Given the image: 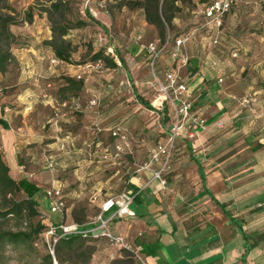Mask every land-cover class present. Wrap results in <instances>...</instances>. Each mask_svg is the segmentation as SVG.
Wrapping results in <instances>:
<instances>
[{
  "label": "rangeland",
  "instance_id": "374dc122",
  "mask_svg": "<svg viewBox=\"0 0 264 264\" xmlns=\"http://www.w3.org/2000/svg\"><path fill=\"white\" fill-rule=\"evenodd\" d=\"M100 1L0 0V15L9 17L13 33L9 45L13 58L0 73V114L7 118L6 129L13 140L27 142L18 143L16 149L24 165L16 180L26 178L39 187L34 196L39 210L35 220L43 221L44 214L50 213L45 189L52 183L62 185L72 219L87 224L96 220L102 202L130 189L132 178L141 175L139 168L149 151L170 135L172 120L160 103L162 93L153 84L156 78L163 81L164 73L176 66L169 52L175 37L196 28L182 49L189 58L187 65L191 68L208 61L212 54L219 57L211 62L219 64L223 79L235 84L237 100L253 98L242 103V108L253 107L254 92L264 85V0H235L214 45L210 44L212 32L202 27L205 0L176 2L172 26L167 29L170 43L153 66L145 46L163 42L155 26L146 21L140 0H106L104 7ZM59 2H63L61 9L54 7ZM76 21L86 25L74 27ZM64 29L67 32L62 35ZM53 37L69 43V62L51 63L57 57L45 41ZM111 47L117 67L91 60L95 51L107 52ZM187 65L182 66L181 77L187 75ZM66 77L81 80L82 88L69 92L64 88ZM138 96L155 110L142 104ZM173 151L163 173L169 184L176 183ZM49 155L58 161L53 172L46 165ZM178 189L175 194L185 198L196 192L195 185L187 181ZM14 197L25 195L20 192ZM50 214L57 221L67 219L66 213L62 217ZM0 227L16 229L17 224L0 216ZM87 245L93 250L86 262H82L84 256L76 260V253L68 251L62 264H113L120 259L141 264L105 239ZM46 253L40 242L6 245L0 252V264H48Z\"/></svg>",
  "mask_w": 264,
  "mask_h": 264
},
{
  "label": "crops",
  "instance_id": "0c3cea01",
  "mask_svg": "<svg viewBox=\"0 0 264 264\" xmlns=\"http://www.w3.org/2000/svg\"><path fill=\"white\" fill-rule=\"evenodd\" d=\"M207 59L187 65L181 77L193 97L192 114L206 127L189 137L185 126L177 138L176 183L163 187L152 171L140 170L128 189L138 194L135 216L110 223L113 233L142 246L149 264H264V85L254 92L253 107L242 108L235 84L211 62L219 57ZM24 142L0 125V155L14 179L24 167L16 151ZM186 181L196 189L190 198L175 194ZM64 213L73 220L67 206Z\"/></svg>",
  "mask_w": 264,
  "mask_h": 264
},
{
  "label": "built area",
  "instance_id": "2783aa9c",
  "mask_svg": "<svg viewBox=\"0 0 264 264\" xmlns=\"http://www.w3.org/2000/svg\"><path fill=\"white\" fill-rule=\"evenodd\" d=\"M91 1L94 0H87V3ZM105 1L101 0L99 6L104 7ZM234 4L235 0H210L203 6L201 10L204 19L202 27H206V29L212 32L210 33L211 45L218 43L220 34L222 33L221 29L225 15L231 10ZM195 32L196 28L172 40L169 52L176 66L168 69L164 73L163 81L156 78L155 84H153L162 93L160 103L163 107L167 108L169 116L171 117L170 135L164 143H158L156 147L149 151L147 160L142 163L139 170L152 171L153 179L157 180L163 187L167 183L163 173L168 166L176 139L181 134L183 127L188 126L189 137H193L197 132L206 127V120L204 118L192 114L193 97L187 84L181 80L180 75L181 67L187 65L189 61L188 56L182 51L183 46ZM169 43V37L166 38L163 44L158 41L147 43L145 48L149 54L152 66L160 58ZM106 53L116 57L112 47ZM59 62L60 60L57 58L51 59V63L58 64ZM251 101H253V98L250 96L242 99V103L246 104ZM91 103L95 104V101ZM62 147L63 145H61ZM116 147L120 149V147ZM155 164L160 165L158 169L153 167ZM46 165L49 171H55L58 166L56 157L49 155L46 159ZM45 195L48 201L49 212L63 214L66 209V203L63 199L61 188L52 184L45 189ZM134 196V192L124 190L117 197L106 199L100 206V214L96 220L87 224H79L67 219L57 221L53 219L50 213H45L46 226L42 233V242L45 244L47 252L52 256L53 264H57L54 256L56 243L61 239L72 236L93 241L105 239L115 247L129 252L137 262L148 264L142 246L134 245L124 235L115 234L110 229V223L115 218L135 216V212L131 207Z\"/></svg>",
  "mask_w": 264,
  "mask_h": 264
},
{
  "label": "trees",
  "instance_id": "16d2710c",
  "mask_svg": "<svg viewBox=\"0 0 264 264\" xmlns=\"http://www.w3.org/2000/svg\"><path fill=\"white\" fill-rule=\"evenodd\" d=\"M178 1L184 0H140L139 5L143 8L145 19L149 24L155 26L158 35L162 42H165L167 38V29H171L172 20L174 18L175 4ZM210 0H205L204 5ZM203 5V6H204ZM63 2L54 4V7L61 9ZM9 17L5 18L0 15V73L7 70L9 63L12 60V52L9 49L10 43L13 41V33L9 29ZM224 23V21H223ZM86 25L85 21H76L74 27H82ZM66 29L62 30L61 34L65 35ZM179 37V36H178ZM176 38V37H175ZM46 44L51 46L55 56L60 61L69 62L70 49L69 43L65 39L58 40L52 38L45 41ZM118 55V54H117ZM92 61H103L107 67H117V63L113 56L107 54L103 50L95 51L91 58ZM121 62H124L120 58ZM64 88L69 92H76L82 88V81L76 80L73 77H66ZM263 86V84H262ZM138 100L150 109L155 110L152 105L143 97L138 96ZM0 125L7 128L5 121L0 117ZM61 188L63 194V187L60 183H52ZM51 184V185H52ZM130 188L134 186L130 183ZM137 189H134L136 192ZM39 191V187L30 182L26 178L19 180L14 179L9 173V167L2 159L0 155V216L4 219H14L17 224L16 229H6L0 227V252L6 245H18L23 243L33 242L35 245L42 243V233L46 226V220H35L39 216L38 203L34 198L35 194ZM23 193L25 197L15 198L17 193ZM138 198V194H135L134 200ZM65 200V195L63 194ZM73 221H76L73 218ZM93 240L83 239L78 236H72L59 240L54 248V254L59 264L63 263L64 254L68 251H74L76 260H80L81 257H85L82 262L87 261V257L92 253L93 247L87 245L93 243ZM46 247V246H45ZM146 255H152L148 248H144ZM45 259L48 264H52V256L47 252ZM113 264H126V259H120Z\"/></svg>",
  "mask_w": 264,
  "mask_h": 264
}]
</instances>
